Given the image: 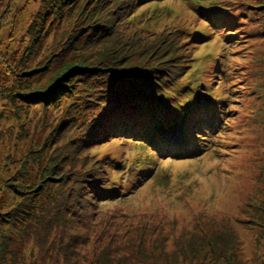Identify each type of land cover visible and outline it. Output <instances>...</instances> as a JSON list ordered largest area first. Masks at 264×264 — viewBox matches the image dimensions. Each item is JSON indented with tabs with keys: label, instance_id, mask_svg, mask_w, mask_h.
I'll return each mask as SVG.
<instances>
[{
	"label": "rangeland",
	"instance_id": "1",
	"mask_svg": "<svg viewBox=\"0 0 264 264\" xmlns=\"http://www.w3.org/2000/svg\"><path fill=\"white\" fill-rule=\"evenodd\" d=\"M247 1L261 11L264 24V1ZM70 3L76 8L77 0H0V264H264V30L259 23L256 35L237 41L231 49L220 40L229 33L219 28V36L193 53L187 77L195 80L200 75L204 83L212 85L219 102L225 99L229 111L223 119L224 129L221 123L217 125L218 137L210 153L191 155L192 162L178 169L175 163L163 160L157 176L136 194L137 204L142 200L159 207L165 215L162 224H155L159 219L150 224L137 219L115 237L103 238L73 227L65 236L57 232L38 234L34 225L28 226L29 221L8 217L26 196L32 197L43 168L49 164L36 155L46 149L47 158L57 156L54 150L58 143L52 142L53 136L65 144L59 138L63 133L56 127L69 105L65 99L61 110L29 105L11 99L9 93L28 96L43 90L72 60L102 59L96 53L99 47L81 53L76 48L75 30L84 22L83 17L67 16ZM165 5L170 11H163ZM159 6L155 14H163L152 18L151 27L172 26L185 17L184 31L193 27L194 32L201 25L206 34L210 32L206 23L197 22L185 11L183 4L166 0ZM208 11L217 12L219 22L226 16L216 9ZM256 26L248 29L255 30ZM184 39L193 48L191 40ZM235 73L238 80L233 86ZM91 106L78 109L75 118L81 121ZM245 116L247 124L243 123ZM81 137L85 139L72 129L71 141ZM128 137L122 133L97 155L122 159L124 152L129 154L128 163H135L139 153L145 152ZM30 156L35 157L33 162ZM163 169L164 173L171 169V174L159 183ZM173 174L177 176L171 178ZM50 198L47 191L37 204L48 205ZM204 213L205 217L201 216ZM174 216L178 218L175 226L168 221Z\"/></svg>",
	"mask_w": 264,
	"mask_h": 264
},
{
	"label": "trees",
	"instance_id": "2",
	"mask_svg": "<svg viewBox=\"0 0 264 264\" xmlns=\"http://www.w3.org/2000/svg\"><path fill=\"white\" fill-rule=\"evenodd\" d=\"M58 1L63 3L65 0ZM158 1L163 3L166 0H77L76 8L71 3L67 5V16L83 17V26L79 25L75 30L78 36L73 40L78 41L76 48L80 53L104 48L103 52H96L102 59L97 62L72 60L74 62L64 64V68L61 67L54 76L56 81L53 80L43 90H36L28 96L22 92L9 93L13 100L21 99L29 105L41 104L52 109H60L64 99L69 101L56 127L58 133H63L59 138L64 139L65 144L61 145L53 136L52 142L58 143L54 150L55 154L58 152L57 156L47 158L46 149L36 155L42 162L49 160V164L47 169L43 168L32 197L26 196L9 214L12 220L22 218L29 221L28 226L34 225L38 234L57 232L65 236L73 227L103 235V238L115 237L124 226L135 223L137 219L146 220L149 224L159 219L155 224H162L165 215L159 207L153 208L142 200L137 204L135 194L146 185H143L142 178L125 184L126 165L123 168L121 165L126 158L124 152L125 158L119 159L118 155L100 158L97 151L118 140L122 133L129 135L128 139L135 141L134 144L148 149L139 153L137 161H147L152 165H157L158 159L168 154V149L180 157L203 151L198 144L206 137L214 138L218 134L216 128L219 123L224 129L223 119L229 109L224 102H219V98L214 99L210 87L204 88L202 93L210 95L214 101L212 105L202 106L190 98L189 102L185 101L192 93L187 88H180V84L188 78L193 53L203 43L208 45L216 38L219 28L229 33L223 40L231 49L237 41H246L248 36L256 35L258 23L264 30V24L261 11L252 8L247 0H173L183 4L184 10L193 14L197 22L206 23L210 32L206 34L201 25L197 31L193 32V27L188 32L184 31L185 17L176 20L172 26L151 27L152 18L163 14H155L160 8H154ZM146 6L148 8L141 10ZM166 7L163 11H170ZM210 9L223 11L225 18L219 22L217 12H206ZM255 24L257 29H248ZM184 37L191 40L189 43L193 48L186 44ZM242 59L243 56L238 63ZM228 74L226 71L225 77ZM237 80L235 73L233 86ZM184 103L191 106L189 111ZM87 105L92 106L87 108L86 116L81 121L75 118L80 113L77 110ZM183 115L190 120L186 130L188 149L170 144L160 134ZM208 120L211 127L207 125ZM247 122L248 117L245 116L243 123ZM195 126L200 130L192 133ZM72 129L83 134L85 139L81 137L77 142L71 141ZM120 146L123 145L120 143ZM144 156L148 157L146 161ZM29 159L33 162L35 157L30 156ZM144 179L152 178L150 175ZM47 191L51 197L48 205L39 206L37 199ZM163 206L161 203L160 207ZM168 221L175 226L178 218L170 217Z\"/></svg>",
	"mask_w": 264,
	"mask_h": 264
}]
</instances>
